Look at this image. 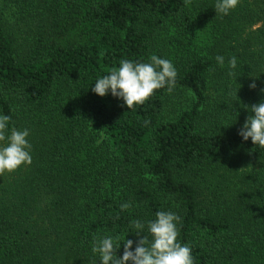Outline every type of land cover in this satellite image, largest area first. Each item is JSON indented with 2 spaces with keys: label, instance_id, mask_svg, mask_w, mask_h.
<instances>
[{
  "label": "trees",
  "instance_id": "16d2710c",
  "mask_svg": "<svg viewBox=\"0 0 264 264\" xmlns=\"http://www.w3.org/2000/svg\"><path fill=\"white\" fill-rule=\"evenodd\" d=\"M215 3L0 0V115L32 146L30 165L0 176V264H100L94 239L119 237L122 256L132 221L157 211L181 217L194 264H264V148L238 135L264 100V0L228 15ZM153 54L190 92L177 113L167 88L134 109L92 92L122 59Z\"/></svg>",
  "mask_w": 264,
  "mask_h": 264
},
{
  "label": "clouds",
  "instance_id": "9594fccd",
  "mask_svg": "<svg viewBox=\"0 0 264 264\" xmlns=\"http://www.w3.org/2000/svg\"><path fill=\"white\" fill-rule=\"evenodd\" d=\"M238 4L239 0H216L214 9L216 14L228 15ZM215 59L218 65H224L223 56L218 55ZM228 63L235 69L237 58L231 57ZM176 83L177 70L174 64L153 54L148 62L122 59L119 67L112 68L109 74L98 78L91 90L100 97L111 92L113 97L121 98L128 109H134L137 105H143L156 90L167 88L171 93ZM249 87H257L255 79ZM245 107L252 114L238 130V135L244 141L250 138L254 145L264 148V100ZM10 120L11 116L0 115V176L5 172H14L21 165L32 163V146L27 139L29 130H18L15 127L9 130ZM148 123L145 121L146 125ZM120 207L126 210L131 204L123 203ZM180 223L181 217L175 212L157 211L155 219L146 225L140 220L132 221L138 239L123 241L122 256L117 255L121 247L119 237L113 236L94 239L92 252L99 254L100 264H194L191 247L178 241ZM145 227L147 235L144 234Z\"/></svg>",
  "mask_w": 264,
  "mask_h": 264
},
{
  "label": "rangeland",
  "instance_id": "374dc122",
  "mask_svg": "<svg viewBox=\"0 0 264 264\" xmlns=\"http://www.w3.org/2000/svg\"><path fill=\"white\" fill-rule=\"evenodd\" d=\"M27 42L29 43L30 40L28 39L26 40L25 36H21L16 40V45L20 46L18 48L23 50L22 48H25ZM188 101H190V92L184 88L175 87L174 90L168 94L167 109L172 114L177 113L180 109H182V107H184V105L187 104ZM234 163H235V166L239 168L242 165H251V160H249L247 156L242 155V156L237 157ZM213 188H217V186L215 185V183H211V181L208 179L205 182V186H204L205 192L209 193L211 192ZM53 258L54 259L52 260V264H57L60 260L56 256H54ZM63 263H65V261H61L58 264H63Z\"/></svg>",
  "mask_w": 264,
  "mask_h": 264
}]
</instances>
